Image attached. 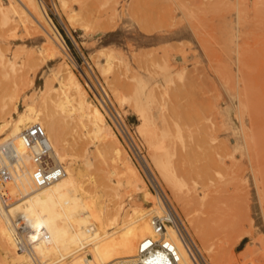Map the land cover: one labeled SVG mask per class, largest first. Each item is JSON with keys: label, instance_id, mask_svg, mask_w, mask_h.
Segmentation results:
<instances>
[{"label": "rangeland", "instance_id": "rangeland-1", "mask_svg": "<svg viewBox=\"0 0 264 264\" xmlns=\"http://www.w3.org/2000/svg\"><path fill=\"white\" fill-rule=\"evenodd\" d=\"M37 1L51 27L24 31L14 16L13 35L0 31V49L8 57L17 49L13 67L33 79L15 90L0 84L5 117L17 116L15 105L39 107L43 81L58 86L61 66H68L146 184L143 194L124 189L121 176L109 174L110 162L100 163L102 145L91 127L69 119L68 153L85 168L88 194L107 203L118 193L127 216L132 206L147 211L161 198L201 250L183 205L157 171L153 157L159 155L167 172L184 180L182 192L198 195L188 209L204 233L218 236L219 216L227 222L232 216L248 232L234 247L237 264H264V0ZM27 54L35 56L34 66L23 63Z\"/></svg>", "mask_w": 264, "mask_h": 264}, {"label": "bare ground", "instance_id": "bare-ground-1", "mask_svg": "<svg viewBox=\"0 0 264 264\" xmlns=\"http://www.w3.org/2000/svg\"><path fill=\"white\" fill-rule=\"evenodd\" d=\"M41 8L37 0H7L6 2L0 0V31L2 33L11 31L10 34L12 30L14 32L17 27L14 16L20 21L22 28H25L24 31L29 27L30 30L31 27L36 28L38 24L44 28L51 27ZM114 11V8L109 10L108 18L112 17ZM12 50L10 55L15 57L18 50ZM4 52L0 49V84L7 83L5 85L8 86L9 83V86L13 85V87L32 86L33 79L28 70L14 68L12 57H8ZM24 61L34 66L35 56L27 54L23 63ZM61 71L63 74L58 86H53L49 80L43 81L38 94L39 107L27 103L28 107L19 110L15 105L12 110L17 116L14 117L11 114L7 118L3 113L4 107L0 106V166L6 170L5 182L0 191L3 199V202L0 201V264H135L139 242L154 235L151 226V218L154 215L165 216L168 220L167 236L179 249L181 255L179 264H192L170 221L169 210L166 207V204L171 206L170 203L157 197L156 201L147 206L149 207L147 211L132 206L131 209L128 208L132 213L127 216V210L124 209L126 212L124 214L121 204L123 198L118 193L115 192L112 198L104 203L100 195H89L82 186L85 181L82 178L85 168L68 153V150L72 149L65 133V126L69 119L70 121L77 119L80 121L79 125L91 127L93 134L97 135L99 144L102 145V149L99 148V144L97 147L98 153H103L104 156L103 159H99L100 163L105 165L110 162L112 168L109 174L121 176L124 189L132 190L135 194H143L146 190L145 182L138 176L133 164L125 157L119 139L108 129L104 114L98 105L91 100L75 73L68 66H61ZM32 95L31 93L30 96ZM3 97L1 96V101ZM3 103L1 105H4ZM34 124H40L47 135L53 150L52 163H60L65 171L59 179L41 187H36L33 183L32 153L23 139V131ZM143 130V127L140 128L141 132ZM173 135L180 137L178 128ZM84 159V162H87L89 158L84 157ZM234 159L235 157L229 162L230 165L226 164L231 166V162H235ZM153 160L160 177L183 205L186 219L200 241L201 250H198L193 242L199 255L206 261L203 255L205 254L214 264H237L234 247L248 235L242 223L232 220L230 215L231 221H224V218L228 216L220 215L219 219L222 223L218 228L221 233L216 237L207 236L204 233L203 223L198 221L188 209L189 198L198 195L187 190L182 192L185 186L184 180L175 178V176L178 177L177 174L174 176L167 172L163 158L155 154ZM221 164L229 168L228 165L225 166L224 160ZM130 192L127 194L130 195ZM130 197L132 196H129V199ZM122 212H124L123 215H121ZM177 216L180 219L178 214ZM19 219H22L21 232H25V243L16 236L15 224ZM181 223L183 225L182 221ZM184 229L186 230L185 227ZM241 257V259L238 258L239 262L245 258ZM248 262L253 264L251 261Z\"/></svg>", "mask_w": 264, "mask_h": 264}, {"label": "built area", "instance_id": "built-area-1", "mask_svg": "<svg viewBox=\"0 0 264 264\" xmlns=\"http://www.w3.org/2000/svg\"><path fill=\"white\" fill-rule=\"evenodd\" d=\"M23 139L32 153L33 171L32 180L36 187L47 185L64 175V168L60 163H52L53 153L47 135L40 124H34L23 131ZM9 149V148H7ZM6 170L0 166V191L5 182ZM0 201L3 202L0 192ZM169 210L172 226L176 231L178 239L192 264H207L199 255L197 248L184 229L174 209L166 204ZM165 214V213H164ZM167 214V213H166ZM167 222L165 216L154 215L151 218V226L154 235L142 239L137 247L135 264H179L181 255L176 243L167 236ZM22 219L15 224L16 236L24 243V234L21 232ZM21 244V243H19ZM243 264H252L245 262Z\"/></svg>", "mask_w": 264, "mask_h": 264}]
</instances>
